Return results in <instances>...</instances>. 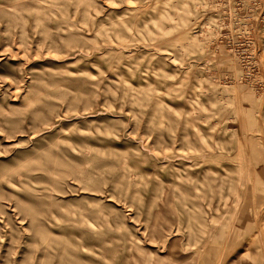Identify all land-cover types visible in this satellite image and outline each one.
<instances>
[{"label":"rangeland","instance_id":"rangeland-1","mask_svg":"<svg viewBox=\"0 0 264 264\" xmlns=\"http://www.w3.org/2000/svg\"><path fill=\"white\" fill-rule=\"evenodd\" d=\"M0 264H264V0H0Z\"/></svg>","mask_w":264,"mask_h":264},{"label":"bare ground","instance_id":"bare-ground-1","mask_svg":"<svg viewBox=\"0 0 264 264\" xmlns=\"http://www.w3.org/2000/svg\"><path fill=\"white\" fill-rule=\"evenodd\" d=\"M241 223V222H240ZM247 226H249V225H247Z\"/></svg>","mask_w":264,"mask_h":264}]
</instances>
